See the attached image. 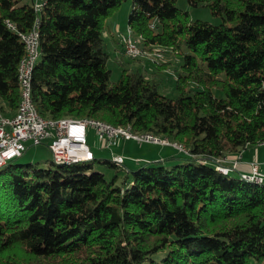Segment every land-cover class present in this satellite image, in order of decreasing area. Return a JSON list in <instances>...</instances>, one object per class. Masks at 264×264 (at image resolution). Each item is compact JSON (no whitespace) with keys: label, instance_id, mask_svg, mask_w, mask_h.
<instances>
[{"label":"trees","instance_id":"obj_1","mask_svg":"<svg viewBox=\"0 0 264 264\" xmlns=\"http://www.w3.org/2000/svg\"><path fill=\"white\" fill-rule=\"evenodd\" d=\"M36 1L0 0L3 115L21 98L19 33L36 26L32 96L43 117L129 124L188 152L137 167L95 153L40 166L18 161L26 149L0 166V264H264V182L216 167L264 142V0H189L217 24L177 0H132L141 44L183 56L175 97L139 68L111 84L104 24L126 0Z\"/></svg>","mask_w":264,"mask_h":264},{"label":"rangeland","instance_id":"obj_2","mask_svg":"<svg viewBox=\"0 0 264 264\" xmlns=\"http://www.w3.org/2000/svg\"><path fill=\"white\" fill-rule=\"evenodd\" d=\"M177 6L183 10L189 12V15L192 19H202L209 21L211 23L217 24L221 22V17L214 15L208 6L204 5H192L189 0H177ZM132 7V0L124 1L119 8H117L113 14L108 17L105 21V28L103 30L104 39H105V49L108 53L107 57V65L111 69V84L116 83L122 73L124 68H139L143 73L147 74L149 78H152L157 81L158 88L161 93H164L170 97H175L179 94L178 89L176 88V78L177 73L180 70V63L183 58L182 55L178 54L171 47H161L160 45H154L153 49L144 47L145 50L148 48L150 51H154V49H158L163 52V60H154L150 54H144L139 57H130L123 52V47L121 44V36L126 33L128 27V16ZM113 32V33H111ZM153 54V53H151ZM176 55V58L168 59L167 57ZM41 55H39L38 60L41 59ZM37 60V61H38ZM164 60L169 61L167 64V69H158V65L164 63ZM161 61V62H160ZM160 62V63H158ZM217 93V95H219ZM163 137V136H162ZM118 142L111 144L109 146H103L101 144L98 135L95 132V129L90 127L88 131V140L91 150L94 151L96 157H106L111 156L114 151H121L124 153V158H128L130 160H134L135 163L130 167H137L138 159L140 155H145V157L154 158H166L171 157L173 155L179 156L182 151L173 145H162L155 144L146 141H138V140H126L125 138H121ZM126 141H130V145L125 146ZM48 141H45L41 144H28L27 150L24 154L18 158L19 162L26 163H37L40 166H45L48 163V159L52 157V151L49 147ZM124 144V146H122ZM120 145L123 147H120ZM126 150V151H125ZM158 156V157H157ZM152 160V159H151ZM87 161V160H86ZM141 161H144V158H141ZM169 164L171 162H175L174 160H166ZM238 173L231 172L232 176H237Z\"/></svg>","mask_w":264,"mask_h":264},{"label":"built area","instance_id":"obj_3","mask_svg":"<svg viewBox=\"0 0 264 264\" xmlns=\"http://www.w3.org/2000/svg\"><path fill=\"white\" fill-rule=\"evenodd\" d=\"M38 1V0H37ZM154 25V24H153ZM30 41L31 56L28 60L34 57L35 47L33 36L27 37ZM121 44L123 49L139 50L133 44L124 46V34L122 35ZM25 68L23 71V79L25 80ZM92 127L95 129L98 138L103 146H109L116 143L118 139L125 138L135 140V136L130 134L128 130L108 131L95 128L90 123H71L66 122L62 126H53L46 122H39L37 115L31 112V106L27 102V96L24 99L22 114H14L6 116L0 113V163L5 160H10L21 155L28 147V144H41L48 141L52 151V157L55 158H72L78 155L94 154L91 150L88 140V131ZM147 142L167 145L159 138L149 139ZM177 148V147H176ZM182 151V149H179ZM188 152V151H182ZM120 157L121 163L124 162V156L114 154ZM240 156L232 160L228 169L236 167ZM225 162L227 159H221ZM224 166V165H223ZM257 178H264V172L258 168L257 163H253L251 172L245 173Z\"/></svg>","mask_w":264,"mask_h":264},{"label":"bare ground","instance_id":"obj_4","mask_svg":"<svg viewBox=\"0 0 264 264\" xmlns=\"http://www.w3.org/2000/svg\"><path fill=\"white\" fill-rule=\"evenodd\" d=\"M36 7L37 8H41V4H39V2L36 1ZM152 26L154 27V25L152 24ZM13 27V26H12ZM22 41L24 42L23 44L25 45V53L20 61L19 64V69H18V79H19V84H20V91H21V95H20V101H19V105L17 106L18 108H16L17 110L15 111L14 114H22L23 111V104H24V99L27 96V102L29 103V105L31 106V112L35 115H37V119L39 122H46L48 124H53V126H62L63 124H65L66 122H71V123H90L92 124L93 127L95 128H99V129H104V130H108V131H116V130H128L130 134H133L135 136V140H138L140 142L142 141H146L149 139H155V138H159V141H163L166 144L169 145H173L175 147H178L180 149H182V151H187V149L181 145L180 143H177V141H172L171 139L167 138V137H162L160 135H156L153 133H142V132H136L133 130V128L131 127V125H114L110 122H106V121H101L95 118H73V117H62V118H50V117H43L35 103L33 100V96H32V76H33V71H34V67L37 63V60L39 58L40 55V34H39V30L37 29L36 26H34L30 31L27 32H22L19 33ZM137 35V34H136ZM33 36L34 39V47H35V53H34V57L30 60H28L31 56V47H30V41H28L27 37H31ZM122 38V36H121ZM143 40V39H142ZM141 41V37H137L134 35L133 30L131 29V27H127V31L124 34V46H131V44H133V46L136 49L139 50H127V49H123L124 53L130 57H141L144 54H150V56H152V58L154 60H163V52L158 50V49H154V51H150L148 48L145 50L144 48H142L143 46H140V42ZM142 45V44H141ZM153 53V54H151ZM25 68V80L23 79V71H24V67ZM0 113H3L2 111H0ZM94 158V154H84V155H78L72 158H55L53 157L54 161L58 162V163H76V162H80V161H86V160H92ZM112 159L116 162V163H121V159L118 156L113 155ZM8 160H5L3 162L0 163V166L4 165ZM217 169L223 173H227L229 171H231L230 169H228V167L223 166L221 164H218ZM241 177L249 180V181H253L255 183H263L264 182V178H257V177H253L252 175H246L244 172L241 173Z\"/></svg>","mask_w":264,"mask_h":264},{"label":"crops","instance_id":"obj_5","mask_svg":"<svg viewBox=\"0 0 264 264\" xmlns=\"http://www.w3.org/2000/svg\"><path fill=\"white\" fill-rule=\"evenodd\" d=\"M39 1H42V0H39ZM111 33H113V32H111ZM173 58H176V55L174 57H173V55L170 57H167L166 60L173 59ZM166 60H164L163 65L161 64L158 66V69H167V67H168L167 64L169 63V61H166ZM160 62H158V63H160ZM120 140H122V139H118V142ZM129 145H130V141H126L125 146L129 147ZM122 146H124V144H122ZM122 146L120 145V147H122ZM112 152H113V154H111V156H113L114 154H120V155L125 156L124 153H122L121 151H114L113 150ZM141 158L142 159L144 158V160H147V161L154 159V158L145 157V155H140L138 162H136L137 165L141 162ZM155 159L158 160L159 158H155ZM161 159H163V158H161ZM223 159H227V163L230 165L232 163V160L235 159V157L232 156V154H230L227 158L224 157ZM124 162L128 166H132V164L135 163L134 160H130L129 157L128 158L125 157ZM253 163H257L258 168L264 172V142L257 144V145H248L247 147H245L240 154L238 164L236 165V167L232 171L238 173L237 175H239L240 173H243V172L249 173V172H251V167H252Z\"/></svg>","mask_w":264,"mask_h":264},{"label":"water","instance_id":"obj_6","mask_svg":"<svg viewBox=\"0 0 264 264\" xmlns=\"http://www.w3.org/2000/svg\"><path fill=\"white\" fill-rule=\"evenodd\" d=\"M233 169H234V167H232V170H233ZM232 170H231V171H232ZM239 175L241 176V173H240Z\"/></svg>","mask_w":264,"mask_h":264}]
</instances>
